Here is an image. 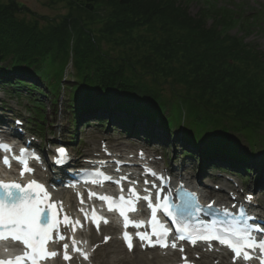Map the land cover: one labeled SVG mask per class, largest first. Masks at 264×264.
I'll return each mask as SVG.
<instances>
[{"label":"trees","instance_id":"obj_1","mask_svg":"<svg viewBox=\"0 0 264 264\" xmlns=\"http://www.w3.org/2000/svg\"><path fill=\"white\" fill-rule=\"evenodd\" d=\"M75 1L87 18L101 19L100 30L71 16L41 27L18 0L0 1V89L32 96L42 133L35 93L47 87L55 108L66 90L70 124L112 120L148 142L157 140L154 127L166 136L176 131L195 149L205 145L204 161L217 166L244 169L252 157L240 155L242 141L251 150L261 144L264 158V52L244 38L264 31L261 9L252 15L245 0H204L192 16V0Z\"/></svg>","mask_w":264,"mask_h":264},{"label":"rangeland","instance_id":"obj_2","mask_svg":"<svg viewBox=\"0 0 264 264\" xmlns=\"http://www.w3.org/2000/svg\"><path fill=\"white\" fill-rule=\"evenodd\" d=\"M3 3L9 2V0H0ZM248 1L251 6L248 8L247 11H249L252 15L256 12L254 10V7H259V4L264 5V0H246ZM18 2L21 5H24L27 9L31 11L32 14H28L26 16L27 20L34 21L37 20L41 27L48 26L50 23L55 24L58 23L62 18H68L69 16L73 18L80 17L79 20L83 19L86 23L89 24V27L92 30H100L103 26L101 23V19H99L97 16H93V18H87V16L82 12L78 11L79 3L77 1L73 0H18ZM235 3H239L238 0L235 1ZM241 5V4H240ZM204 6V0H192L189 3H186V7L189 9V14L192 16H195L199 13V11ZM264 7V6H263ZM34 15V16H33ZM261 16V15H260ZM53 21V22H50ZM245 38L246 43H254L258 45L263 51H264V31L259 33H252ZM104 48L108 49V46L104 44ZM67 73H65V76L72 74L73 69L72 67L67 68ZM0 99L5 100L7 102L9 108L13 109L14 113H19L21 116L30 119V117H35L34 112L27 109L29 102L27 99L23 98L19 101L15 98H10L9 96H6L4 93L0 91ZM65 98V92H62L61 97L59 98V105H61V101H64ZM19 104V105H18ZM47 115V120L49 121V126H46L47 129H49L48 138L47 140L53 139L52 133H58L60 132L63 137L58 138L59 140L67 141L70 140L67 138L66 133L69 126V120L68 115L62 113V114H54V108L49 98H47L46 102V110L44 112ZM118 132H113V130L104 129L102 130L100 127H96L95 124H93L92 127L87 128H81L76 127L73 129L72 133L76 134V138L80 141V145H75L74 150L79 152V154H88L93 151H99L100 148V141L103 138H107L112 141L113 146L116 147H122L123 149H131L133 150V145L135 144L134 141H132L127 136L122 135L120 132V129L117 130ZM121 134V135H120ZM70 135V134H68ZM264 137V132L261 133ZM71 136L73 137L74 134ZM70 137V136H69ZM175 142L174 139H172V143ZM139 145V143H137ZM249 149V148H247ZM171 148L168 147V150H165V159L166 163H174L177 162L178 164L180 161H183L182 154H183V148L180 145H177L175 148V153L171 152ZM262 150L261 146H258L255 152L260 153ZM198 160V159H197ZM195 159L189 158L186 163L185 159V166L192 171V173L195 175L198 172V162ZM255 175V180L257 179ZM113 248H110L109 251H113ZM106 251H103L102 253L99 252L97 254V257L95 259V264H99L100 261H102V258ZM132 256L129 255L126 256L124 253L122 257H128L129 260H132Z\"/></svg>","mask_w":264,"mask_h":264},{"label":"bare ground","instance_id":"obj_3","mask_svg":"<svg viewBox=\"0 0 264 264\" xmlns=\"http://www.w3.org/2000/svg\"><path fill=\"white\" fill-rule=\"evenodd\" d=\"M187 181H188V179H187ZM201 193H202L203 198L205 200H207L208 196H206V194L204 192H201ZM62 197L64 199H66L67 201L69 200V196L67 194L62 195ZM94 240H95V238L93 239V241ZM115 245L120 247L118 242L114 241L113 243H111L109 245V247H106V248L103 247L102 248L101 253L103 251H106V253L104 254V256L102 258V261H100L99 264H160L158 262L164 258V257L156 254L151 260H149V259H147L146 256H144L143 253L137 252L136 256H135L136 257L135 260L134 261H130L127 257H122L123 251L120 250L117 247H114ZM110 248H113L114 250L113 251H109ZM171 255H175V254H171ZM166 258H168V257H166ZM204 258L209 259L208 256H204ZM216 259H219V258H216ZM170 263L175 264V262L173 260L169 261V264ZM198 264H207V262L206 261H202V262H200ZM220 264H230V263H229L228 260L225 261V259L222 257L220 259Z\"/></svg>","mask_w":264,"mask_h":264}]
</instances>
